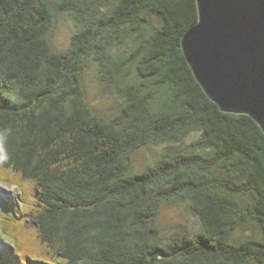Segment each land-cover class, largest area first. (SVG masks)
<instances>
[{
    "label": "trees",
    "instance_id": "obj_1",
    "mask_svg": "<svg viewBox=\"0 0 264 264\" xmlns=\"http://www.w3.org/2000/svg\"><path fill=\"white\" fill-rule=\"evenodd\" d=\"M197 19L195 0H0V181L22 201L0 264H264V133L196 80ZM172 202L200 227L162 228Z\"/></svg>",
    "mask_w": 264,
    "mask_h": 264
},
{
    "label": "water",
    "instance_id": "obj_2",
    "mask_svg": "<svg viewBox=\"0 0 264 264\" xmlns=\"http://www.w3.org/2000/svg\"><path fill=\"white\" fill-rule=\"evenodd\" d=\"M181 40L192 72L223 112L250 116L264 133V0H195Z\"/></svg>",
    "mask_w": 264,
    "mask_h": 264
},
{
    "label": "rangeland",
    "instance_id": "obj_3",
    "mask_svg": "<svg viewBox=\"0 0 264 264\" xmlns=\"http://www.w3.org/2000/svg\"><path fill=\"white\" fill-rule=\"evenodd\" d=\"M64 16L65 15L60 16L62 20H60L59 25H57L56 28H54L55 43H56L57 48H60V49H63V47L67 45L69 37H70L69 35L71 34V31H72L71 21H69ZM86 81L88 83V93L90 94V98L93 101L92 104L98 105L99 103L100 107H102L103 109L109 110L111 105L115 102L114 100L115 98H112L111 96L107 99L104 98L105 96L102 94V91H103L102 87L104 86L97 85L98 83L95 82L94 78H93V82L90 81L91 84L89 83V78H87ZM13 186L8 187L6 184L0 181V193L2 194V196L0 194V199H2L3 197L5 200H7L10 204L13 205L14 209H17L18 211V209L22 206L21 205L22 201H20L19 196L16 195L15 187ZM180 203L181 202H172L166 205L164 204L162 206L161 211H160V218L158 219L161 227L164 229H167V228L169 229V228L174 227L175 225L181 224V225H187V228H193V229L199 228L200 227L199 220L194 215L189 214L188 212L184 211L183 210L184 204L182 203L180 205ZM5 211H10V206L7 203L1 202L0 200V219L1 220H4L6 219V217H8V215L5 214ZM17 214L18 212L15 213L17 217L14 214H12L11 218L5 221L10 222L14 218L20 219ZM242 232L243 230L239 229L236 233H238L240 236ZM246 233L247 231L244 232V234ZM34 244L37 245L38 243L34 242ZM7 246L8 244L5 243L0 237V248H7ZM15 256L16 258H18V255H15ZM22 257L23 256L21 255L20 259Z\"/></svg>",
    "mask_w": 264,
    "mask_h": 264
}]
</instances>
